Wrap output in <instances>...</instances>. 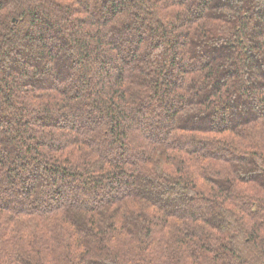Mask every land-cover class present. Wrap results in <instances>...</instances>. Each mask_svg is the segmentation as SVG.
<instances>
[{"label": "trees", "instance_id": "16d2710c", "mask_svg": "<svg viewBox=\"0 0 264 264\" xmlns=\"http://www.w3.org/2000/svg\"><path fill=\"white\" fill-rule=\"evenodd\" d=\"M0 264H264V0H0Z\"/></svg>", "mask_w": 264, "mask_h": 264}, {"label": "rangeland", "instance_id": "374dc122", "mask_svg": "<svg viewBox=\"0 0 264 264\" xmlns=\"http://www.w3.org/2000/svg\"><path fill=\"white\" fill-rule=\"evenodd\" d=\"M149 28H151V27H149ZM128 37H129V35L128 34H126ZM126 35H124V33H122V35L121 34H119V36H121V38L123 39V41L126 43L127 41H126V39H125V37H126ZM164 53V50L163 51H160L159 50V52L157 53L158 55H162ZM106 66H108V65H106ZM86 90V88H84V91ZM10 113L11 112H9V111H6V117L7 118H9L10 117ZM15 116V115H14ZM14 120H16V119H14Z\"/></svg>", "mask_w": 264, "mask_h": 264}]
</instances>
